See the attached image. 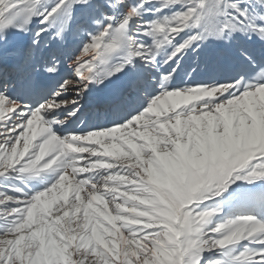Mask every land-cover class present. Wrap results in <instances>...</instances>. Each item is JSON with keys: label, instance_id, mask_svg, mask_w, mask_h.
<instances>
[{"label": "rangeland", "instance_id": "obj_1", "mask_svg": "<svg viewBox=\"0 0 264 264\" xmlns=\"http://www.w3.org/2000/svg\"><path fill=\"white\" fill-rule=\"evenodd\" d=\"M63 1L66 0H58V3ZM142 1L144 8L140 18L143 14L151 15L175 7L176 13L183 16L171 17L172 24L161 29L171 36L184 30L185 34L191 33L186 28L189 29L188 22L195 18V2L190 4L193 8L189 10L183 2ZM154 1H159L158 5L155 6ZM180 1L191 3L194 0ZM198 1L201 8L206 0ZM7 2L0 0V9ZM229 2L232 6L226 4L224 13L234 24L239 15L232 7L246 18L264 16V0ZM93 3L94 7L85 10H95V1L87 0V6ZM15 4L16 0L8 3L9 6ZM245 5H249V11ZM182 6L187 8L186 13L184 9V12L178 9ZM133 12L138 11L134 8ZM160 16L163 24L168 23L167 18H163L166 15ZM148 20L147 25L151 27L150 23L155 22ZM252 24L260 26V19L253 20ZM236 29L240 33V24ZM191 37L192 33L186 35L184 42ZM208 87L211 88L196 90L194 94L206 92L215 96L217 101L213 110L169 120L158 130L138 132L136 139L107 142L101 149L108 156L105 161L107 173L104 181L99 183L100 189L92 194L93 200L79 196L82 192L69 183L68 190L63 188L62 202L50 201L43 209L30 212L35 199L22 211L10 210L1 214L0 207V218L5 227L0 234V264H76L87 258L93 264H181L183 258V264H264V223L258 221L259 217H264V194L251 191L253 184L264 181V161L259 160L245 174L230 179L231 172L238 170L247 159L264 154V86L238 93L222 108L219 100L226 87ZM14 119L16 116L9 118L8 127ZM9 129L0 133V152L11 132ZM12 146L10 165H21L22 173L31 172L35 168V158L23 159V144ZM122 158L130 165L119 171L116 165ZM3 159L0 154V169L5 162ZM0 173V176L5 175ZM146 177L152 181L151 185L142 183ZM230 182L243 183L247 188L239 195L229 196L225 185ZM60 188L57 191H61ZM110 198L115 200L109 201ZM236 200L246 207L233 208ZM41 201L36 200L37 204ZM184 204L191 207L188 209L190 214L186 210L183 213L185 219L182 218L187 235L179 240L175 216ZM228 208L232 211H225ZM16 215L21 219L15 226L17 218H11ZM5 234L14 236L4 237ZM132 234L137 237H128Z\"/></svg>", "mask_w": 264, "mask_h": 264}, {"label": "bare ground", "instance_id": "obj_2", "mask_svg": "<svg viewBox=\"0 0 264 264\" xmlns=\"http://www.w3.org/2000/svg\"><path fill=\"white\" fill-rule=\"evenodd\" d=\"M94 1L96 5L95 10L87 12L85 10L86 6L83 7L80 5L78 10L74 12L73 22H80L79 30L72 29L71 27V31L68 32V26H66V32L63 34V43H65L63 47L55 45L57 38L56 32L58 30V25L63 23V19H65L68 23V11L69 9L76 7L74 0L63 1L65 2L64 6H62L63 2L58 3V0H16L15 5L9 6L8 3L14 2V0H8V2L0 9V30L13 23H20L30 30L34 43V53L27 59L26 67H32L34 65L36 55L38 59L42 61H44V59L48 56L58 58H72L76 56L78 62L74 64V67L83 70V73H81L79 77L80 85L85 86L86 72L84 69L93 63L97 53L100 52L106 54L110 50L112 43L111 38L116 31V26L113 24L116 12L115 10L120 13H124L126 16H129L132 20H134L135 14L132 12L131 7L136 5L138 0ZM220 2L223 6L227 0H220ZM153 4L156 6V1H154ZM199 6L200 4L195 1L194 8L199 13H197V18L195 19L193 26L190 28L192 33H195L201 24L202 16L200 15L205 13L210 7L209 0H206L205 4L201 6V8H199ZM246 6L248 7V5ZM15 9H17L16 13L12 14ZM183 9L186 13L187 8L184 6L179 8L180 11ZM247 11L249 10L247 9ZM148 16L149 14H143L139 23L137 22L136 25L138 26L133 33V40L139 42L145 37H149L155 41L156 34L162 33L161 37H159L158 41H156L157 44L163 46L164 52L172 53L173 51H176L178 44L183 40L184 33L178 34L176 32V35L174 34L169 36L166 32L161 31L157 26H153L154 28H157L153 29L147 25ZM225 16L223 15V12H221L220 20L227 27L229 43H231L229 46L230 49L232 47L234 49L240 48L238 41L233 40V37L238 36L239 40L243 41L244 45H249V47L255 46L257 50L262 48L264 51V17L260 19L261 24L260 27L257 28L259 38L253 41L247 36L243 24H240V33H237V27ZM94 19L97 20L95 24L99 23L102 30L100 33L98 32L96 37L91 36L92 39L87 40L85 39V36L88 33L86 25L88 23H93ZM253 20L256 19L250 18L251 23H253ZM188 34L191 33L188 32ZM194 41L195 37L184 45L177 58L180 59L183 57L186 61L194 63L196 65V69H200L199 73H202L204 76L200 79L199 85L204 87L223 85L226 89H230L232 83L226 81L224 78L232 72V65L229 62H224L222 60V57L224 56L222 53L216 54V52H213L212 54H209L203 48L194 47ZM148 47L149 46L145 47V45H139L138 47L140 65L138 68V77L135 83L136 95L131 97L128 108L124 109L121 104L110 108L109 111H111V113L105 122L101 121V117L98 116L97 113L89 114L87 112L83 116L81 111H83L85 104V96L81 92L78 94L68 89H63L62 96H51L50 103L47 104L48 116H51L57 123V126L54 129H51L47 126V120L43 119L37 113L29 112L25 108H19L21 107V104L14 101L11 92L8 91V86L11 82L6 80V82L2 84V80H0V90H2L0 93V132L7 128L9 118L12 117L11 111L14 109L21 110L19 116H17L15 122L12 124L15 128L11 127V132L6 138L0 152L4 158L3 160H5L2 164V168L0 169V172L2 171V173H5V175L0 176V207L1 210H3V213L1 214L10 210L22 211L27 208L28 204L34 199L35 200L32 202L30 207V212L37 208L43 209V207H45V205H47L50 201H61L63 188L68 190L70 186L69 183L75 185L77 190L82 192L79 196H88L89 199L91 198L93 200L92 194L96 192L95 189L91 188L89 185L81 186L80 182L81 179H88L89 181L95 179L94 183H90L97 185L103 180V178H105L107 173V167L105 166L107 163H105V161L108 156L101 151V149L108 143H112L111 138L113 136H116V141H119L127 138L126 136H123V132L127 130L132 129V134L140 132L136 129V125L145 122H141L145 115L153 114L154 117L152 119H154L162 113L168 112L170 109L174 110V107L179 104L178 101H181L186 97L187 94L184 91H171L163 94H155V82L157 77L160 74L165 73L176 58L168 60L165 64L158 65L155 57L152 58L149 55V51H146ZM168 47L171 48L169 51L167 50ZM201 96L205 97V93ZM148 100L151 101V104L149 105L146 104ZM154 102L158 103L156 104L157 106H160L159 111L154 110V106L152 105ZM219 102H221L219 103L221 108L223 105L230 103L229 100H226V102L219 100ZM161 109H163V111H161ZM31 123H33V126L32 128H29ZM160 125L161 124H158V126H156L159 127ZM43 135H45V138L40 140L39 138ZM104 136H108L110 139L108 143L104 141ZM72 139H80L86 143V146H73L70 143ZM63 143L73 148V150L79 154L78 161L80 166L75 167L72 171L65 168L66 162L61 152V145ZM17 144H23L25 146L24 158L26 160L35 158V168L31 172L22 173V167H20L21 165L17 167H12L10 165L12 160V154L10 151L14 147L12 145ZM7 154L9 155L7 156ZM53 160H55V163L52 168H49V165ZM96 161L100 162V164L95 163ZM128 162L126 159H123L119 161L118 165H115L118 167L119 171H121L123 168L130 165ZM48 170H55L59 172L60 176L56 184L34 197L28 196L22 189L26 182L31 179L33 174ZM116 176L117 175L114 177ZM106 187L107 186H105V188ZM58 188H60L61 191L58 190V192ZM56 191L58 193H56ZM103 193L106 194L105 191H103ZM69 198H71V196ZM41 199L42 204L41 202L37 204L36 200L39 202ZM112 200H115V198H110L109 201ZM74 202L76 201L74 200ZM91 203L92 202H90V205ZM187 213L190 214V211L187 210ZM15 218H17V215L13 216L11 220H14ZM4 231L5 227L2 225V219L0 218V234ZM5 235L6 236L4 237H8L10 235V237L14 236V234ZM24 235L25 234H23V237ZM178 239L180 240V238ZM76 264L93 263H91V260L87 258V260Z\"/></svg>", "mask_w": 264, "mask_h": 264}]
</instances>
